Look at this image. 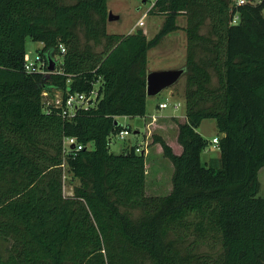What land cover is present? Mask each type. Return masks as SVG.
<instances>
[{
  "label": "trees",
  "instance_id": "trees-1",
  "mask_svg": "<svg viewBox=\"0 0 264 264\" xmlns=\"http://www.w3.org/2000/svg\"><path fill=\"white\" fill-rule=\"evenodd\" d=\"M236 1L155 0L149 12L165 19L149 39L109 33L108 0H0V264H264V0ZM180 15L182 152L153 135L174 172L171 192L150 196L145 153L110 141L131 129L119 116L146 115L148 51ZM28 36L54 71H26ZM96 82L97 103L71 117L45 107V92L65 99ZM207 118L222 135L204 164ZM67 137L84 148L67 152ZM66 167L79 180L71 195Z\"/></svg>",
  "mask_w": 264,
  "mask_h": 264
},
{
  "label": "rangeland",
  "instance_id": "rangeland-1",
  "mask_svg": "<svg viewBox=\"0 0 264 264\" xmlns=\"http://www.w3.org/2000/svg\"><path fill=\"white\" fill-rule=\"evenodd\" d=\"M153 0H108V6L109 11H111L113 14L118 15L119 18L115 20H108L107 24V30L109 33H115V34H129L133 28L135 27L136 23L140 20H143L144 24H146L145 27L152 25L153 20L155 19V15L153 13H150L149 10L152 7ZM139 24V23H138ZM206 28L204 29L205 32ZM166 39L163 38L162 45H159L163 47L166 44ZM43 46L42 42L34 41L31 37H27L26 39V54L29 57V60L35 63L39 62V55H38V49ZM157 46L158 48H160ZM156 47V48H157ZM155 48V49H156ZM154 49V50H155ZM157 50V49H156ZM177 57V61L182 60V53L179 51ZM160 59V60H158ZM183 60L185 58L183 57ZM150 63L155 66L156 68L163 69L165 67H169L172 64L170 63L169 59H164L163 57H160L155 59L153 56V53L150 57ZM174 87L177 91L179 90V98L169 96V92L171 91V88ZM164 89L162 92L157 94L156 96H149L148 97V113H155L157 115L164 114L167 115L169 113L174 112L176 115L181 116L185 115L186 111V105H185V99L183 96V89L185 87V76H182L178 83H176L174 86ZM62 96L61 92L58 90L52 91V92H45L44 93V102L45 107H47L49 104H52L56 100L60 99ZM169 103L168 108L161 109L157 104L160 101L167 100ZM176 102H180L181 106L178 109H175L173 104ZM118 121L122 123L123 125H131L130 134L126 136L125 139H120L118 137L113 136L112 142L110 144V148L112 151L119 153L124 151V149L134 144H140L144 148L146 146L145 139H144V132H145V126H144V118L142 116H137L129 118H125L124 116L119 117ZM139 126L140 133L135 134L134 130L135 128ZM198 131L202 134V136L208 141L206 150L202 154V159L205 161L208 157H214L218 158L220 157V150L218 147V144L213 143V138H221V133L219 131V128L217 126V122L215 118H207L204 119L201 123V125L198 128ZM154 134V132H153ZM153 134L151 136V141L153 142ZM149 146L150 153H147V162L150 160V157L158 158L163 157L168 162H171V160L164 156L162 147L160 144ZM210 150V151H209ZM155 159L154 161H156ZM149 175L152 173V167L148 168ZM259 178L261 182V188H260V195L264 197V168H262L259 172ZM79 183V180L77 178H74L71 173L67 171V167L65 168L64 172V192L66 195H71L73 193V187ZM5 245L0 242V250L4 249Z\"/></svg>",
  "mask_w": 264,
  "mask_h": 264
},
{
  "label": "crops",
  "instance_id": "crops-1",
  "mask_svg": "<svg viewBox=\"0 0 264 264\" xmlns=\"http://www.w3.org/2000/svg\"><path fill=\"white\" fill-rule=\"evenodd\" d=\"M154 3H155V0H153L152 6L154 5ZM154 17L155 19L153 20L152 25L145 27L146 24H143L142 26H140L138 24L141 21L140 20L136 23L135 27L130 33H134L138 29H143L144 33L147 35L149 39L153 38L158 33L160 28L162 27V24L165 19L164 15H155ZM177 23L180 28L164 36L167 39L165 41L166 44L163 47L159 46V45H162L161 44L163 41L162 39L156 46L149 49L148 51V72L152 70H161L159 68H156L157 66L154 67V65L150 63L151 62L150 57L152 53L155 59H157V57L158 58L163 57L164 59L170 60V63L172 65L169 67H165L163 69L179 68V67L185 66L186 51H187V38H186V32L184 28L187 23L186 17L184 15L178 16ZM157 46H159L160 48H158ZM179 51L182 53L181 61H177V57H178L177 53ZM183 57L185 58V60H183ZM169 93H170L169 96L179 98V95H180L179 90L177 91L176 89H174V87L171 88V91ZM148 97H147V112H146V115L143 116L145 120L144 139H145L146 146H144L143 148L145 150L144 152L145 157H147V153H150V150H149L150 142L152 143L151 146L159 144V143H154L151 141V136L153 132L154 134L161 135L173 147L176 153L178 154L181 153L182 146L179 144L178 139H177L178 132H179L178 123L184 122L186 120V111H185V115H181V116L176 115L174 112L169 113L167 115H164V114L157 115L155 113H148ZM164 102L168 103V99L160 101L157 104V106H159L161 103H164ZM161 109H164V108H161ZM119 117H122V116H119ZM124 117L129 118L128 116H124ZM131 118L133 119V117ZM140 132L141 131L139 129V126H137L134 130V133L137 134ZM126 149L127 147L124 150ZM205 150L206 148L203 150V152ZM202 154H201V159H202ZM211 158H214V157L212 156L208 157L207 160L205 161L202 159V162L204 164H207ZM155 159L157 160L154 161ZM149 167H152L151 175H149V170H148ZM173 172H174L173 164L168 162L165 158L163 157L154 158L152 156L150 157V160L148 162L146 158V193L147 195L156 196V195H166L170 193L173 187V184H172Z\"/></svg>",
  "mask_w": 264,
  "mask_h": 264
},
{
  "label": "built area",
  "instance_id": "built-area-1",
  "mask_svg": "<svg viewBox=\"0 0 264 264\" xmlns=\"http://www.w3.org/2000/svg\"><path fill=\"white\" fill-rule=\"evenodd\" d=\"M262 0H252L251 2L253 3H260ZM249 0H237L236 1V5H243L248 3ZM239 19V14H235L234 15V23H237ZM144 24L143 20H141L139 22V25L142 26ZM61 51L65 52L66 48L63 44L60 45ZM25 69L28 72H42V73H49L48 68L45 67V62L44 60L39 56V62L35 63L29 60L28 55L26 54L25 56V63H24ZM98 86H99V82H96L94 84L93 89L89 92V93H85V92H76V93H71L69 94L65 99H62V96L60 99L56 100L55 102L52 103V105H58L62 107V115L65 117H71L73 116L76 111L80 108V107H85L87 108L89 105H95L97 103V98H98ZM50 105V104H49ZM169 106V103L164 102L161 103L159 105L160 108H167ZM175 109H178L181 106L180 102H176L175 104H173ZM49 111V110H48ZM130 134V130L129 129H124L121 130L120 132L111 135V141L110 144L112 142V138L113 136L118 137L120 139H125L127 135ZM213 143L218 144L219 143V139L218 138H214ZM64 145H65V149L67 152H69V150L72 148L73 150H81L84 148L83 144L77 143L76 138L75 137H67L64 141ZM74 145V147H72ZM137 152H145V150L143 149L142 145H138L137 147Z\"/></svg>",
  "mask_w": 264,
  "mask_h": 264
},
{
  "label": "water",
  "instance_id": "water-1",
  "mask_svg": "<svg viewBox=\"0 0 264 264\" xmlns=\"http://www.w3.org/2000/svg\"><path fill=\"white\" fill-rule=\"evenodd\" d=\"M119 16L109 11L108 20L118 19ZM56 69V63L51 61L48 70L52 72ZM185 67L152 70L147 74V95L156 96L164 89L174 86L182 76L185 75ZM118 119L115 120V125H118ZM74 147V145L72 146Z\"/></svg>",
  "mask_w": 264,
  "mask_h": 264
}]
</instances>
